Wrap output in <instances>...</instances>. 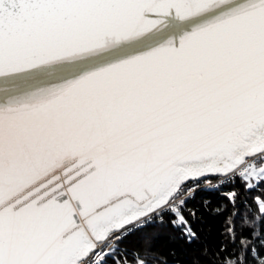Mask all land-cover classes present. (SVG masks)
Segmentation results:
<instances>
[{
    "label": "snow or ice",
    "instance_id": "obj_1",
    "mask_svg": "<svg viewBox=\"0 0 264 264\" xmlns=\"http://www.w3.org/2000/svg\"><path fill=\"white\" fill-rule=\"evenodd\" d=\"M236 186L264 191V0H0V264H167L128 238L198 241L205 190L264 226ZM225 225L214 264H264Z\"/></svg>",
    "mask_w": 264,
    "mask_h": 264
},
{
    "label": "trees",
    "instance_id": "obj_2",
    "mask_svg": "<svg viewBox=\"0 0 264 264\" xmlns=\"http://www.w3.org/2000/svg\"><path fill=\"white\" fill-rule=\"evenodd\" d=\"M232 186H228V191H231ZM237 192L243 194L252 208L256 205L251 201L254 197L264 199V191L245 192L242 187L236 186ZM209 201L206 205L203 201ZM223 203L231 210V205L227 204V200L220 196L217 192L205 190L198 194L194 201L190 202V207L197 210V216L192 219L195 230L199 234V240L188 244L185 243L179 236L176 229H173L168 224H151L148 227L135 232L128 238L127 244L130 248H138L141 251L146 249H154L156 256L167 258V264H214L215 257L213 253L220 249L221 242L225 237L221 235L225 228V220L228 223H237L241 228L242 235L249 236V226H255L261 229L259 220L237 221V218L232 211L223 215L217 214L218 206ZM251 213L245 212V216H250ZM258 216V214H257ZM229 245V249H231ZM205 250L207 254L205 255ZM239 252V248L236 249ZM264 251V250H261ZM251 260V256L248 257ZM254 264V262H253Z\"/></svg>",
    "mask_w": 264,
    "mask_h": 264
},
{
    "label": "built area",
    "instance_id": "obj_3",
    "mask_svg": "<svg viewBox=\"0 0 264 264\" xmlns=\"http://www.w3.org/2000/svg\"><path fill=\"white\" fill-rule=\"evenodd\" d=\"M131 227V226H130Z\"/></svg>",
    "mask_w": 264,
    "mask_h": 264
}]
</instances>
